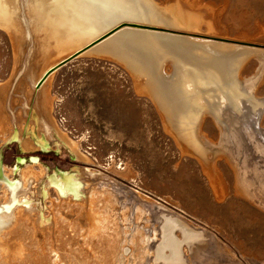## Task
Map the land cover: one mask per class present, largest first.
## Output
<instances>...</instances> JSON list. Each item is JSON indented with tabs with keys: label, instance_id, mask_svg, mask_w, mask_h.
<instances>
[{
	"label": "rangeland",
	"instance_id": "rangeland-1",
	"mask_svg": "<svg viewBox=\"0 0 264 264\" xmlns=\"http://www.w3.org/2000/svg\"><path fill=\"white\" fill-rule=\"evenodd\" d=\"M155 1L160 5L168 2ZM176 2L202 11L208 22L188 31L165 26L144 28L230 44L248 53L259 51L245 62L240 78H257L252 90L256 97H264V0ZM32 37L24 42V55L17 61L14 40L0 27V85L7 87L3 106L8 128L0 137V186L20 182L24 168L30 165L41 164L46 169L22 196L29 201L24 205L35 228L51 236L53 260L61 248L56 244L59 223L52 206L61 204L58 208L68 221L65 234L73 240L68 255L81 257L76 264H93L85 260L96 264H169L155 258L166 218H180L192 232L204 234L202 241L182 243L185 264H264V142L260 134L251 137L249 132L255 130L257 122L264 134V111L255 121L250 113H232L231 136L208 114L204 132L214 143L223 140L236 164L220 157L216 169L205 167L195 154L189 155L186 147L179 145L156 103L138 88L135 76L123 63L83 52L54 68L45 85L52 97V118L41 109L36 120L34 110L44 80L36 82L38 72L32 69L39 65L37 41ZM63 134L78 143L86 159ZM27 140L31 148L23 145ZM237 164L248 195L236 187ZM65 173L74 174L81 182L80 197L70 194L72 201L69 193L60 196L51 179ZM95 188L110 202L102 206L108 218L104 221L107 240L95 235L87 243L82 235L95 223L88 204ZM0 195L3 198L1 189ZM76 202L87 206L83 214L72 207ZM175 232L178 239L184 238L180 229Z\"/></svg>",
	"mask_w": 264,
	"mask_h": 264
},
{
	"label": "bare ground",
	"instance_id": "bare-ground-1",
	"mask_svg": "<svg viewBox=\"0 0 264 264\" xmlns=\"http://www.w3.org/2000/svg\"><path fill=\"white\" fill-rule=\"evenodd\" d=\"M180 4L176 0H168L165 5H160L155 0H0V27L11 34L17 61L22 55L26 39L33 38V35L37 41L39 65L32 69L38 72L36 82L44 81L38 106L34 110L35 119L40 118L37 115L41 109L52 118V97L45 85L57 64L81 49V54H97L123 63L135 76L138 88L156 103L179 145L183 149L186 147L189 155L195 154L205 167L215 168L216 160L220 157L236 164L223 140L214 143L204 132L203 121L208 114L212 115L220 129L231 136L229 117L232 113H250L252 121L260 117L264 111V97H256L252 90L258 79L244 81L240 78L245 62L259 51L248 53L239 51L237 47L229 46L230 44H215L209 42V39L206 42L190 38L191 36L180 37L179 34L144 28L165 26L197 30L202 23L208 22L202 11L186 7V4L181 7ZM168 64L171 66L170 72ZM262 67L263 72L264 64ZM6 91V85H0V137H4L3 133L8 131L3 106ZM254 123L255 130L249 129L251 137L253 134H260L264 142V134L258 123ZM63 135L71 147L81 154L78 143L66 134ZM251 137L249 139L252 141ZM28 141L23 143L25 147L32 145ZM34 161L38 162L37 159ZM38 167L30 165L24 168L20 182L0 186L3 191V198L0 197V264H76L81 258L68 255L67 251L73 250V240L65 234L68 221L63 217L61 208H58L61 204L52 202L56 211V214L53 213L55 221L56 224L59 223L56 244L61 248L60 252L57 251V256L54 255V260L50 255L55 251L51 236L35 228L32 215L24 205L29 201H24L23 190L46 174V169L41 164ZM236 173L238 191L248 195L239 164L236 166ZM209 177L214 176L210 174ZM51 179L57 184L60 196L69 193V201L73 200L70 194L80 197L81 182L76 180L74 174L65 173L61 177L54 175ZM90 192L88 204L95 223L84 231L86 235H82L87 243L95 235L107 240V223L104 221L108 218L103 214L102 206L109 199L97 193L96 188ZM74 206L78 209V214H83L87 207L77 202L72 207ZM87 217L89 219V215ZM176 228L183 232V239L175 236ZM192 231L184 220L166 218L163 223L162 245L156 250V260L185 264L182 243L185 241L192 245L204 239V234ZM85 262L96 264L92 260Z\"/></svg>",
	"mask_w": 264,
	"mask_h": 264
},
{
	"label": "water",
	"instance_id": "water-1",
	"mask_svg": "<svg viewBox=\"0 0 264 264\" xmlns=\"http://www.w3.org/2000/svg\"><path fill=\"white\" fill-rule=\"evenodd\" d=\"M80 53H81V49H79V50L73 52L72 54L68 55V56L65 57L62 61H60V63L66 61L67 59L71 58L72 56L77 55V54H80ZM60 63H59V64H60ZM59 64H58V65H59ZM58 65H57V66H58Z\"/></svg>",
	"mask_w": 264,
	"mask_h": 264
}]
</instances>
